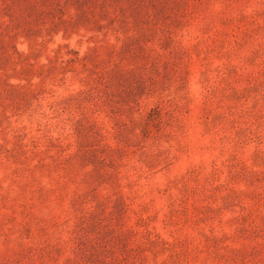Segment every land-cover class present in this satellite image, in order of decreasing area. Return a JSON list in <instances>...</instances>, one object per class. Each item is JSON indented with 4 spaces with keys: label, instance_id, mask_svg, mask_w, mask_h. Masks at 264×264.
<instances>
[{
    "label": "rangeland",
    "instance_id": "1",
    "mask_svg": "<svg viewBox=\"0 0 264 264\" xmlns=\"http://www.w3.org/2000/svg\"><path fill=\"white\" fill-rule=\"evenodd\" d=\"M0 264H264V0H0Z\"/></svg>",
    "mask_w": 264,
    "mask_h": 264
}]
</instances>
